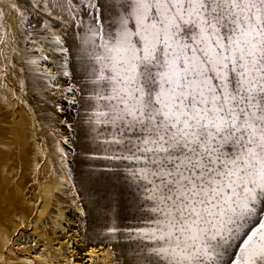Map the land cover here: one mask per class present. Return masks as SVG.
<instances>
[{"label":"snow or ice","instance_id":"6c2138e0","mask_svg":"<svg viewBox=\"0 0 264 264\" xmlns=\"http://www.w3.org/2000/svg\"><path fill=\"white\" fill-rule=\"evenodd\" d=\"M0 7L20 35L0 10V102L26 110L34 139L54 137L53 191L70 194L85 246L115 264H264V0ZM26 75L43 81L41 118ZM39 210L13 216L0 264H58L74 247L56 238L70 235L59 209L56 235L32 231Z\"/></svg>","mask_w":264,"mask_h":264},{"label":"bare ground","instance_id":"6f19581e","mask_svg":"<svg viewBox=\"0 0 264 264\" xmlns=\"http://www.w3.org/2000/svg\"><path fill=\"white\" fill-rule=\"evenodd\" d=\"M2 9L7 13L6 21L9 26L19 34L16 28L15 12L6 7H2ZM19 39L20 35L17 36V42ZM18 46L22 47V44L18 43ZM37 47L40 46L37 45ZM42 54L35 53L34 55L40 56ZM42 65L44 64L42 63ZM33 85L36 89L41 90L44 86L42 80H36ZM9 105L10 107H5L0 102V237L3 235L11 236L12 230L18 226L13 219L14 215L19 214L30 218V214L37 207L40 210L35 215V222L38 223L36 234L39 235L47 229L50 235H56L53 229L48 228V225L55 221L56 210L59 209L64 213V228L70 229V235H63V231H61V236H63V240L69 241L74 247L64 246L63 255L65 259L61 260L59 255L55 256L58 264H68V259H71L72 264H113L114 261L109 259V253L102 244L98 242L96 244L88 243L85 246V243L77 236V231L82 222L76 218V211L71 209L75 216L69 218L65 211L66 208L62 205L64 201H68L66 196L53 191V186L56 185L54 172L58 168V162L53 157L52 152L46 151L48 144L45 141L53 138L48 134L49 130L39 129L34 139L31 119L26 118L22 113H15L13 106ZM52 123L55 124V121ZM41 159L44 168L39 167L37 170L36 165L40 163ZM48 179L49 181L45 182ZM32 187H36L38 193L31 196L29 189H33ZM50 190L51 196L54 198L52 201L47 196ZM28 197L31 198L32 203L36 199L39 203L31 205L27 202ZM40 202H43V205ZM74 218L75 220H73ZM61 236L56 235V238L60 239ZM2 246L3 241L0 239V247ZM55 251L53 248L54 255ZM116 251L119 253L120 250L117 249Z\"/></svg>","mask_w":264,"mask_h":264},{"label":"rangeland","instance_id":"374dc122","mask_svg":"<svg viewBox=\"0 0 264 264\" xmlns=\"http://www.w3.org/2000/svg\"><path fill=\"white\" fill-rule=\"evenodd\" d=\"M4 3H6V0H0V5H3ZM0 10H2L3 11V9H2V7H0ZM6 11V10H5ZM16 14V13H15ZM16 20H17V16H16ZM18 22V21H17ZM6 23L9 25V23L6 21ZM8 31L9 32H15V34H17L16 33V30H13L11 27H9V29H8ZM17 32H19L18 30H17ZM19 34H17L16 35V37L18 36ZM19 41V40H18ZM22 47H23V45H22ZM50 66V65H49ZM41 70H45V71H47V66H45V65H42L41 64V66H40V71ZM32 78H34V77H32V76H30V75H26V77H25V79H26V86H27V89H28V96H27V100H28V102L32 105V107H33V109L35 110V112H36V114H37V116H38V118H41L40 117V113H41V108H39V107H37V103H38V101L37 100H39L40 99V97H39V95L36 93V91H35V87H34V85H33V83H32ZM31 80V81H30ZM31 82V83H30ZM14 87H15V84L13 85ZM18 90V89H17ZM36 94V95H35ZM44 95H49L48 93H45ZM57 95H58V93H57ZM37 97V98H36ZM36 98V99H35ZM37 102V103H36ZM60 103L62 104V106L63 107H65V108H68V106H67V104L64 102V101H60ZM3 104V103H2ZM12 106H13V108H14V110H15V113H22L26 118H29V119H31L28 115H27V113H26V110L24 109V108H16V105H15V103L13 102V103H10ZM7 107H10V105H8ZM48 107V108H47ZM47 109V110H46ZM51 109H52V106L51 105H47V106H45V108L43 109V111H51ZM74 109H72V110H70L69 112H65V113H60L59 114V119H66V118H70V114L71 113H74ZM43 119V118H42ZM46 119L43 121L44 123H46ZM47 123H49V121H47ZM60 128H61V131L62 132H64L65 134H67V132H66V130L63 128V126L61 125L60 126ZM47 144H48V148L46 149V151L47 152H52V154H53V157L56 159V156L54 155V137L53 138H51V139H49L48 141H45ZM51 154V155H52ZM56 161H57V159H56ZM40 163H42V164H40ZM40 167H41V169L42 168H44V163H43V161H42V159L40 160ZM36 169L38 170L39 168H37L36 167ZM35 169V170H36ZM55 173V183H56V185H57V182H58V178H59V168H57L56 169V171L54 172ZM49 181V179L48 180H46L45 182H48ZM68 183H71V181H68ZM32 184V183H31ZM33 185V184H32ZM56 185H54L53 186V189L56 187ZM33 189H29V191H31V193H30V195L32 196V195H34V194H37L38 193V190H36L37 188L36 187H32ZM55 192V191H54ZM55 193H58V194H60V193H62L63 194V192L61 191V192H55ZM47 196H49L50 197V199H51V201L52 200H54V198H53V196H51V190L47 193ZM64 196H66L65 198L68 200V201H64L63 202V206L66 208L65 209V211L67 212V216L69 217V218H73L74 216H75V214L77 215L76 216V218H78V220H79V222H82V218L79 216V214H77V212H75V214H73V212L71 211V210H69V197L68 196H70V194H68V195H65L64 194ZM27 202L28 203H30L31 205H34L35 203H39V201L36 199L35 201H34V203H32L31 202V198H29L28 197V199H27ZM40 204L41 205H43V202H40ZM68 206V207H67ZM69 211V212H68ZM73 220H75V218L73 219ZM76 224V223H75ZM35 234L38 232V230L37 229H33L32 230ZM59 236H61V232H60V234H59ZM10 255V254H9ZM10 258H12L11 256H10ZM14 259V258H13ZM113 264H115V261L113 262Z\"/></svg>","mask_w":264,"mask_h":264}]
</instances>
